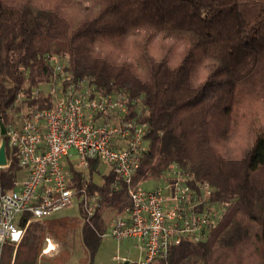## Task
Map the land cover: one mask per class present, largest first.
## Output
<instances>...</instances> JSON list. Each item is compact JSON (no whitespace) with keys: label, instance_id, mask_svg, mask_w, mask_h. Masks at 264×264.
<instances>
[{"label":"trees","instance_id":"1","mask_svg":"<svg viewBox=\"0 0 264 264\" xmlns=\"http://www.w3.org/2000/svg\"><path fill=\"white\" fill-rule=\"evenodd\" d=\"M50 52L67 56L73 80L86 75L99 91H125L143 106L149 149L135 177L160 178L175 164L224 205L204 238L182 239L147 264H264V0H0L3 126L17 94L49 80ZM35 102L50 105L28 100ZM0 138L10 160L0 186L10 187L20 167L5 133ZM98 165L89 160L87 179L71 168L78 191L97 197L93 214L80 205L82 223L61 217L45 227L66 242L79 226L80 264H94L102 211L128 204L111 169L91 180ZM37 247L24 236L16 247L6 242L0 264H35Z\"/></svg>","mask_w":264,"mask_h":264},{"label":"built area","instance_id":"2","mask_svg":"<svg viewBox=\"0 0 264 264\" xmlns=\"http://www.w3.org/2000/svg\"><path fill=\"white\" fill-rule=\"evenodd\" d=\"M44 60L51 70L44 83L48 92L37 85L29 96L22 90L7 110L4 133L26 173L15 187L0 186V255L6 242H17L22 235L18 219L24 213L30 214L28 222L76 203L87 217L93 214L97 197L88 195L84 186L78 191L71 170L76 163L88 168L90 159L114 172L116 188L125 186L128 204L111 219L107 234L118 242L135 239L143 252L138 264L163 257L182 239L204 238L224 213V205L211 199V185H192L191 177L175 164L168 167L171 176L152 186L145 184V177H135L149 149L138 99L121 90L103 93L86 75L73 80L64 54L46 53ZM39 97L50 99V105L28 103ZM43 250L48 252L50 243ZM112 257L118 264L124 259L118 253Z\"/></svg>","mask_w":264,"mask_h":264},{"label":"rangeland","instance_id":"3","mask_svg":"<svg viewBox=\"0 0 264 264\" xmlns=\"http://www.w3.org/2000/svg\"><path fill=\"white\" fill-rule=\"evenodd\" d=\"M37 86L41 87L42 93H46V91L48 92L49 88L46 84L40 83ZM24 88H26V85L24 86ZM139 105H140V102H139ZM74 168L77 171L82 172L85 179L89 178L90 176L89 168L80 166L77 163L75 164ZM97 169L98 170L92 174L91 180L96 183H100L102 181L103 173H106L109 170V168L105 166L104 164H99ZM17 172H18V175H17L18 182H20L23 180V175L25 174V171L24 169L23 170L20 169ZM171 175H172V172H171V169H169L165 171V173L160 177V179L168 178ZM157 179L159 178L155 179L152 177H145V184L152 186L153 184L156 183ZM78 208L79 207L76 205V203H74L70 207L64 208L58 213H61V212L69 213L70 214L69 216H71L72 220H76L77 222L82 223ZM118 210L119 209L117 208H105L102 211L101 222L105 227V232H104L105 235H102L103 238L94 255V258H93L94 264H116V263L118 264V261L112 258V256L116 253H118L122 258H124L123 260H129L130 262L133 261L134 264H138V261L141 259L142 252L139 248H137L134 245V242L130 241L131 239H125L122 242H118L106 233L108 232V227H109V223L111 219L116 215V213H118ZM79 234H80V228L78 226V227H75L74 232H73V235H74L73 237H74V241L76 245H78L80 242ZM48 252L50 253L51 250H49ZM84 256H85L84 253L80 249V253H76L75 256L73 257L72 264H80L79 262ZM50 263L51 262L46 261V263L44 264H50Z\"/></svg>","mask_w":264,"mask_h":264},{"label":"crops","instance_id":"4","mask_svg":"<svg viewBox=\"0 0 264 264\" xmlns=\"http://www.w3.org/2000/svg\"><path fill=\"white\" fill-rule=\"evenodd\" d=\"M1 142H2V139L0 141V144H1ZM5 153H6V151H5ZM9 162H10V160L6 156V164L0 166V171L6 170ZM20 169H22V168H19L18 170H20ZM17 171H16V175L14 178V184L10 187L5 186V188H12V187L16 186V184L18 183V177H17L18 172ZM24 177H25V174L23 175V179H24ZM58 212L53 214L52 216H49V217H46L43 219L30 218V220L27 222V220L29 219V217H28L23 225L21 224V222H22V218H23L24 214L19 216L18 224L20 225V227L23 228V233L19 237L17 242L16 241H11V242L14 243L15 247H16L17 244L19 243L20 239L23 236H24V239L25 238H26V240L28 239L29 242H33L34 240H36L38 242V247H37L38 254H37L35 264H44V263H46V261L51 262L50 264H55L53 260L55 258L59 257V254H61V256L67 255V258L61 264H72L73 257L75 256L76 253H80V249L82 250V252L85 255L84 246H83L82 241H81V236L79 237V239H80L79 244L78 245L75 244L74 237H73L74 236L73 235L74 229L71 232H69V234L66 238V242L63 241L62 239H60L59 237L54 236V234H51L50 232L46 231V229H45V227L47 225L46 223L49 220L55 219V218H61V217H70L71 218V216H69L70 215L69 213H65V212L58 213ZM106 233H108V232H106ZM130 241L134 242V245L141 250L138 242L135 239H131ZM47 243H50V250H51L50 253L45 252L43 250L46 247ZM141 252H142V250H141ZM142 256H143V252H142ZM142 256H141V258H142Z\"/></svg>","mask_w":264,"mask_h":264},{"label":"water","instance_id":"5","mask_svg":"<svg viewBox=\"0 0 264 264\" xmlns=\"http://www.w3.org/2000/svg\"><path fill=\"white\" fill-rule=\"evenodd\" d=\"M4 132H5L4 126L0 122V134H4ZM5 164H6L5 141L2 140L0 144V166L5 165Z\"/></svg>","mask_w":264,"mask_h":264}]
</instances>
